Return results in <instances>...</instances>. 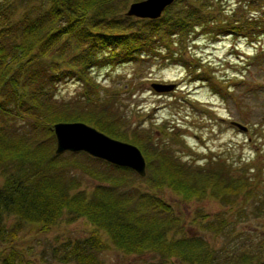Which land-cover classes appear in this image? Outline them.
I'll return each mask as SVG.
<instances>
[{"label": "trees", "instance_id": "obj_1", "mask_svg": "<svg viewBox=\"0 0 264 264\" xmlns=\"http://www.w3.org/2000/svg\"><path fill=\"white\" fill-rule=\"evenodd\" d=\"M130 1L0 0V242L8 241V245L0 246V264L22 261V253L11 242L23 223L44 230L64 210L72 216H85L97 225L81 239L65 240L58 256L61 261L99 264L95 252L107 245L99 235L101 229L110 244L123 253L158 252V259L141 264H164L169 256L181 263L251 264L250 256L224 252L218 246L215 249L202 237H174L166 233V227L155 229L157 216L151 208L131 204L123 195L109 194L97 186L88 196L82 190L72 191L73 172L66 178L69 166L56 164L57 154L47 151L46 145L54 139V121L82 120L110 136L131 141L148 160V152L134 130L130 136L120 131L118 106V114L113 115L66 112L57 105L60 98L52 88L73 78L80 85L81 98L96 102L98 95L92 92L98 83L89 74L93 66L130 61L140 55L155 56L154 51L167 47L166 36L176 38L171 42L176 44L181 42L182 33L194 39L200 29L212 34L234 30L245 37L256 31L258 24L252 17L239 23L231 18L232 14L214 17L205 8L207 2L201 0H184L177 6L179 0H173L158 17H134L124 13ZM170 56L183 61L177 51L170 52ZM195 75V79H203L202 72ZM45 88L47 93L43 91V99H38ZM103 102L111 108L115 103ZM12 117L17 119V126L10 125ZM167 134L171 141L180 139ZM173 155L159 158L160 178L147 176L154 186L169 185L183 198L202 196L208 188L211 196L224 202L244 191L255 197L256 212L264 210V188L254 187L261 165L251 158L237 155L236 161L215 152L197 162L196 157L181 159V155ZM151 196L158 210H168L165 200ZM138 210L146 214L144 218ZM230 217L203 219L199 224L203 229L223 232L225 224L234 220ZM256 246L264 251V242L258 241Z\"/></svg>", "mask_w": 264, "mask_h": 264}, {"label": "rangeland", "instance_id": "obj_2", "mask_svg": "<svg viewBox=\"0 0 264 264\" xmlns=\"http://www.w3.org/2000/svg\"><path fill=\"white\" fill-rule=\"evenodd\" d=\"M183 1H176V6ZM203 2H207L205 8L214 17L232 14L231 18L238 23L252 17L258 23L256 31L244 37L234 30L212 34L208 29H200L194 39L182 33L179 44L171 43L176 38L166 36L167 47L154 51L155 56L140 55L130 61L93 66L89 74L98 83L92 92L93 96L98 95V103L81 98L80 85L73 78H66L52 88L60 98L57 105L66 112L99 111L113 115L119 111L120 131L130 136L134 130L148 152V160L143 153L144 175L82 150L55 153L56 164L69 166L64 174L66 178L73 172L72 191L82 190L88 196L91 188L97 186L109 194L123 195L131 204L151 208L157 216V230L166 227V233L174 237H202L215 249L218 246L224 252H241L250 256L251 264H264V251L256 246L258 241L264 242V210L255 211L257 202L253 195L241 191L232 201L224 202L211 196L207 188L202 196L183 198L169 185L154 186L147 177H161L158 168L161 156L172 157L176 153L181 159L196 157L197 162H202L207 155L221 152L236 161L238 155L260 164L254 187L264 188V0H201L200 3ZM173 51L180 53L183 61L170 56ZM195 74L203 79H195ZM151 81L172 82L174 86L158 91L150 86ZM43 91L48 90H40V100ZM103 100H114L113 108ZM231 120L244 124L246 129H239ZM10 125L17 126V119L12 117ZM163 131L180 139L171 141L170 134L162 135ZM46 147L53 152L54 139ZM151 195L165 200L168 210H158L151 202ZM140 214L142 218L146 215L142 211ZM175 215L179 218H173ZM203 215L207 218H202ZM216 217L234 220L225 224L223 232L203 229L199 224L203 219L217 220ZM94 223L64 210L44 230L23 223L11 244L22 253L20 264H72L58 258L62 243L85 237L97 225ZM98 232L107 243L95 252L99 264H141L158 259V252L153 250L123 253L110 244L105 231ZM6 245L7 240L0 242V246ZM164 264L197 263H181L169 256Z\"/></svg>", "mask_w": 264, "mask_h": 264}, {"label": "water", "instance_id": "obj_3", "mask_svg": "<svg viewBox=\"0 0 264 264\" xmlns=\"http://www.w3.org/2000/svg\"><path fill=\"white\" fill-rule=\"evenodd\" d=\"M173 0H132L124 13L137 17H158L165 6ZM154 90H167L172 82L151 81ZM240 129L245 125L231 121ZM54 135V153L64 150H82L117 165L127 166L138 175L145 173V160L140 149L133 143L112 137L82 120H57L51 124Z\"/></svg>", "mask_w": 264, "mask_h": 264}]
</instances>
